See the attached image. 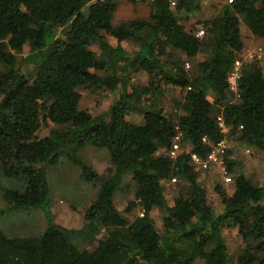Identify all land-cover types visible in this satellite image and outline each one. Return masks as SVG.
Here are the masks:
<instances>
[{"label":"trees","instance_id":"16d2710c","mask_svg":"<svg viewBox=\"0 0 264 264\" xmlns=\"http://www.w3.org/2000/svg\"><path fill=\"white\" fill-rule=\"evenodd\" d=\"M151 2L148 18L116 23V0H0V173L28 179L24 191H5L9 208H46L49 216L39 235L12 237L0 227V264H264V185L228 149L235 190L217 185L223 211L216 215L191 163L193 153L206 156L225 137L218 116L234 139L264 150L260 61L244 59L237 89L229 83L234 62L243 58L241 24L264 42V0L214 3L206 15L202 0ZM138 70L148 84L129 93L130 74ZM169 86L182 96L167 111L161 98ZM80 88L119 90L118 98L95 116L80 108ZM134 109L141 123L130 120ZM176 136L190 149L173 158ZM88 145L108 149L109 176L83 160ZM62 158L98 186L79 230L57 223L48 207L47 167ZM126 175L137 188L121 211L114 196ZM173 177L185 185L170 205L162 182ZM138 206L144 215L128 217ZM157 207L167 212L162 231L152 216ZM224 226L236 227L247 242L237 258L221 236ZM77 233L87 241L83 249L73 242Z\"/></svg>","mask_w":264,"mask_h":264},{"label":"rangeland","instance_id":"374dc122","mask_svg":"<svg viewBox=\"0 0 264 264\" xmlns=\"http://www.w3.org/2000/svg\"><path fill=\"white\" fill-rule=\"evenodd\" d=\"M118 9L114 21H128L135 18H148L151 12V0L147 1H132V0H116ZM229 0H202L206 8L203 15L209 13V10L214 3H219ZM208 9V10H207ZM242 37L245 43L244 52L242 53L243 59L252 61L258 59L264 68V42L262 39L256 37L247 28L241 24ZM105 40L112 45L117 44V40L105 31L102 32ZM123 46L132 51L134 46L130 43L124 42ZM94 51L100 52L98 45L91 46ZM29 46H25L22 55L29 54ZM199 58V57H198ZM192 67L191 61H187ZM186 62V63H187ZM185 63V66H186ZM31 66H29L30 68ZM189 67V68H190ZM187 69H189L186 66ZM29 70V69H28ZM123 77L124 74H122ZM149 78L142 70L132 72L130 74V82L127 84V91L130 93L134 88H141L142 85L148 84ZM232 85L233 80H229ZM232 89V88H231ZM119 91V90H118ZM117 91V92H118ZM81 101L80 108L91 111L95 116L101 115L107 111L118 98L116 93H108L100 89L80 88ZM161 101L169 111L172 108V99L174 97H181L179 90H174L171 86L166 88ZM145 102V95L142 96ZM131 121L141 123L143 115L136 109L132 110L129 114ZM227 147L231 150V157L239 161L240 167L251 178L255 184L264 185V150L255 145L240 142L234 139L230 134V129L226 131ZM182 145V144H181ZM183 151L189 150V145H182ZM83 160L97 172L103 176H109V169L112 167L110 160V153L107 148H99L88 145L81 150ZM238 170L239 167H236ZM198 178L200 184L205 189L207 196L215 209L216 215L223 211V204L221 195L216 190L217 185H220L222 190L232 194L235 190V181L233 173H228L231 178L229 182L225 180V176L218 167H212L207 170H200ZM47 176L50 186L49 194V208L52 212L53 219L68 228L76 230L82 229L86 224V212L92 200L97 196L98 186L95 182L87 181L81 173L79 166L73 164L66 158H62L58 164L49 165L47 167ZM130 175L125 176V182L122 183V189H119L115 196L114 202L118 209L124 211L131 201L135 200L136 185L130 179ZM178 178V177H177ZM28 179L25 176H11L4 177L0 173V210L5 209L6 212L0 216V227L8 235L12 237H28L39 235L43 233L49 224L48 209H19L9 208V199L6 198V190H19L24 191L27 186ZM164 194L170 205L174 204V199L178 195L180 188L185 185L178 178L176 181L172 179L163 180ZM143 208L136 207L127 216L135 218L141 216ZM167 212L164 208H155L152 211V216L156 228L159 231L163 230V220ZM221 236L228 246L229 252L237 258L242 249L247 245L242 235L236 227L224 226L221 230ZM75 245L79 249L85 248L88 244L87 241L80 236V233L74 235ZM74 240V239H72ZM81 240V241H80Z\"/></svg>","mask_w":264,"mask_h":264},{"label":"built area","instance_id":"2783aa9c","mask_svg":"<svg viewBox=\"0 0 264 264\" xmlns=\"http://www.w3.org/2000/svg\"><path fill=\"white\" fill-rule=\"evenodd\" d=\"M232 1V0H229ZM173 4H175V1H172ZM205 34L204 29H200L197 33L198 36H203ZM244 59L243 58H238L233 64L232 71L229 75V80L232 81V85L230 87L232 90L237 89V80L241 75V69L244 64ZM186 66L189 68L190 63L187 62ZM230 82V81H229ZM218 123L219 126L221 127V130L226 134V131L230 129L228 125H226L224 118L222 116H218ZM206 140V138H204ZM227 139L226 137H223L222 140H220L217 144H214L212 146L211 151L206 155V156H200L198 154L193 153L192 154V161L191 163L200 170H207L212 167H218L222 173L224 174V178L227 182L231 180V178L228 176V170L227 166L225 163L226 155H227ZM183 151L181 142H180V137L176 136L174 139L170 149H169V155L173 158L177 157L181 152ZM173 181H176L177 179L175 177L172 178ZM145 210L141 212V216L144 215Z\"/></svg>","mask_w":264,"mask_h":264}]
</instances>
